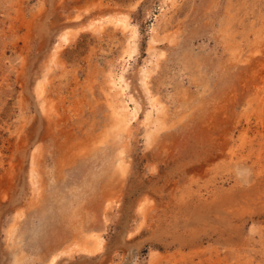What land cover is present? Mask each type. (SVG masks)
<instances>
[{
  "label": "rangeland",
  "instance_id": "374dc122",
  "mask_svg": "<svg viewBox=\"0 0 264 264\" xmlns=\"http://www.w3.org/2000/svg\"><path fill=\"white\" fill-rule=\"evenodd\" d=\"M116 14L137 29L126 63V32L85 30ZM68 30L79 34L62 43ZM111 75L139 110L125 177L105 173L114 135L98 145L117 106ZM97 237L95 256L66 255ZM19 255L22 264L55 255L54 264H264V0H0V264Z\"/></svg>",
  "mask_w": 264,
  "mask_h": 264
},
{
  "label": "bare ground",
  "instance_id": "6f19581e",
  "mask_svg": "<svg viewBox=\"0 0 264 264\" xmlns=\"http://www.w3.org/2000/svg\"><path fill=\"white\" fill-rule=\"evenodd\" d=\"M78 18V17H77ZM107 25H112L114 28H120L122 29L123 32H126L128 35V44L125 48V51L121 57V62L126 63L131 60L133 55L136 52V46H135V40L137 37V29L131 25L129 22L128 17L125 14H116L112 16H107V17H101L99 19L92 20L88 26L85 27V30L91 31V32H96V31H102ZM79 34V31H73V30H68L65 32V35L63 36L62 43H68L73 41L76 36ZM158 42V39L156 35L153 36L151 39V44H150V50L155 49V44ZM127 43V42H126ZM65 45V44H64ZM63 45L60 43V46H58L59 49H61ZM122 63V64H123ZM122 68V67H121ZM149 73L148 71L145 72L144 75V81L148 79ZM110 90L114 92V99L117 101V106H113L112 104V118L113 122L111 126L108 128L106 132V136L103 137L98 141V145H104L106 143V139L112 135L113 137L116 138V145L119 147L118 148V153L116 156V159L113 158L111 162L108 164L110 165L109 169L105 171L109 173H113L114 171H118L121 175V177H125L126 170L128 168V161L125 158L126 154V149L129 145L130 139L133 135V123L134 121L137 120L138 115H139V110L137 107L135 108H130L128 103L125 100H121L120 98L124 97L125 95V86H123V81L120 76L117 75H111L110 76ZM144 82V83H145ZM41 84V83H40ZM147 84V83H146ZM146 86V85H145ZM37 88V87H36ZM38 97H40L44 101V94H45V88L44 85H40L37 90ZM120 96V98H119ZM127 98V97H126ZM132 99V98H131ZM151 99V98H150ZM45 103V102H44ZM43 103V108L46 109L47 107L44 106ZM152 106L153 108H158L159 105L157 102V99L152 101ZM42 109V110H44ZM48 110V108H47ZM151 114H147L145 116L144 124L146 126L151 124ZM160 120H157V125L159 124ZM157 133V130L155 133L152 134L154 137ZM151 137V136H150ZM152 138V137H151ZM114 159H115V165H114ZM107 174V173H106ZM32 189L34 191H37L38 189V176H37V171L36 169L32 168L31 170V175L30 179ZM41 182V181H40ZM40 186V185H39ZM40 190V189H39ZM38 192V191H37ZM147 198H145L143 201L138 206V211L141 213L144 211V207L146 202H148ZM120 204V199H112L108 203V207L110 209H115L118 205ZM136 210V212H138ZM21 218V214L19 212L16 213L15 215V221ZM11 226V227H10ZM9 226L8 229V235H6L10 240H13L16 231H17V226L13 222L12 225ZM92 237V236H90ZM97 239L96 242L93 244H90L89 242L82 241V240H75L71 244H69L65 250V253L67 256H75V255H82V256H95L98 254L102 248H103V243L102 241L99 240V237L95 238ZM8 240V239H7ZM65 255V256H66ZM58 258L57 255L53 256L49 262V264H54L56 259ZM24 260L23 255H19L15 259V264H22Z\"/></svg>",
  "mask_w": 264,
  "mask_h": 264
}]
</instances>
